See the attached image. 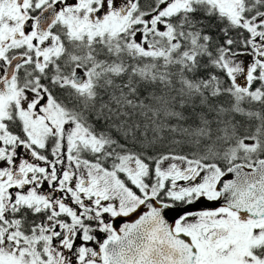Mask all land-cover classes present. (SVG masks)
<instances>
[{"label": "snow or ice", "instance_id": "snow-or-ice-1", "mask_svg": "<svg viewBox=\"0 0 264 264\" xmlns=\"http://www.w3.org/2000/svg\"><path fill=\"white\" fill-rule=\"evenodd\" d=\"M0 264H264V0H0Z\"/></svg>", "mask_w": 264, "mask_h": 264}, {"label": "flooded vegetation", "instance_id": "flooded-vegetation-1", "mask_svg": "<svg viewBox=\"0 0 264 264\" xmlns=\"http://www.w3.org/2000/svg\"><path fill=\"white\" fill-rule=\"evenodd\" d=\"M123 221L122 220H117V226H119L120 223H122Z\"/></svg>", "mask_w": 264, "mask_h": 264}]
</instances>
